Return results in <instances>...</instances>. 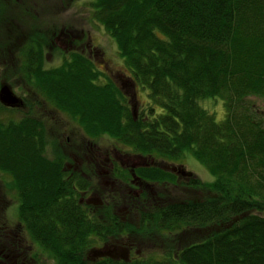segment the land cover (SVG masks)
<instances>
[{
	"label": "trees",
	"instance_id": "16d2710c",
	"mask_svg": "<svg viewBox=\"0 0 264 264\" xmlns=\"http://www.w3.org/2000/svg\"><path fill=\"white\" fill-rule=\"evenodd\" d=\"M91 2V20L115 42L130 81L149 100L129 107L127 94L95 69L87 51L46 69V39L28 33L27 51L22 45L16 52L19 71L37 96L42 90L51 114L0 122V172L11 178L18 200L17 223L6 218L0 229V264H39L34 248H23L24 228L55 264H264V108L249 99L264 100V0ZM73 57L80 61L75 69ZM210 98L222 100L221 120L201 106ZM62 122L95 143L113 139L142 159L176 161L191 151L215 181L190 178V186L209 194L157 204L153 187L174 177L141 168L135 174L150 184L141 185L138 198L116 185L104 204L83 206L76 187L65 190L62 170L64 147L88 141L65 137ZM72 175L75 184L79 175ZM119 205L124 217L113 213ZM115 240L150 245L128 262L87 258L98 242Z\"/></svg>",
	"mask_w": 264,
	"mask_h": 264
},
{
	"label": "rangeland",
	"instance_id": "374dc122",
	"mask_svg": "<svg viewBox=\"0 0 264 264\" xmlns=\"http://www.w3.org/2000/svg\"><path fill=\"white\" fill-rule=\"evenodd\" d=\"M23 1H25V3L18 6L7 7L8 9L5 8L7 10H2L3 8H0V88L3 85L9 86L14 95L18 98L20 97L24 102V106L21 108H11L0 103V122L4 123L8 120L17 121V119H20L23 116L25 117V115L28 116V114L32 115V113V116H35L36 114L38 117H40L42 116L41 114L46 110L45 100L47 99H45L42 90L41 92L39 91V96L36 95L35 91L33 90L34 86L33 84H30V81L26 77L24 71L23 75L21 76L19 67H21L22 63L16 55L17 51L20 53L22 45L23 51H27L28 48L26 47L28 39L26 37L28 33L32 34L33 31L40 33L41 36L46 39V48L43 49V64L46 69L61 65L64 59H66L68 56L69 57L67 59L70 58V53L72 51L81 54H84L87 51V55H93L91 58L96 63L94 65L95 69L99 70L101 73H106L107 77L112 79V81L115 82L117 86L120 87L123 92H125V94H127L128 100L124 102L129 104V107H135L137 110L138 108L145 107L147 105L149 100L147 92L140 88L137 84H134L132 81H130V71L125 64L124 59L119 56L115 42L106 35L100 25L97 24L98 26H95V21L91 20V15L93 12L90 10V7L92 3L91 1L93 0ZM63 32H66L69 40H63L59 37ZM91 46H95L93 49L94 52H92ZM1 49H3L4 52H1ZM29 49L33 51L31 48ZM62 52H64V54ZM71 59V66H68L72 67V69H75L77 67V62L80 61L75 59V57ZM23 63H25L24 58ZM68 66L66 68H68ZM102 78V76H99V79ZM34 82L35 85L40 84L37 79H34ZM38 98L41 100H38ZM249 99L254 101L259 107L264 108V100L252 96L249 97ZM38 101L39 103H37ZM30 103L33 106L32 109L29 107ZM200 104L202 107L213 112L216 116V120L222 119L224 107L220 98L206 99L201 101ZM45 113L51 114L50 110ZM71 123L75 125L73 121H71ZM69 125L71 128L62 122L58 125V127L61 130L67 132L64 134L65 137L70 136L71 139L75 137L77 140H81V137L84 136L88 141V144H86L84 147V152L91 147L93 148L96 144L95 146L98 145L101 148L105 147L106 149H112L111 147H116L124 152L123 155H139L136 153H130L126 146L108 137H101L95 143V141L91 140L90 137L83 135L81 130L73 131V126L70 123ZM70 137H68V139ZM77 146L78 144L75 145L70 143L69 150L74 151L75 147ZM49 149L50 153L53 154V148L49 147ZM75 156V154L72 155L73 158ZM181 157V159L176 161L152 159L156 164H160L163 161L182 164L185 172L187 173V175L185 174V177L181 179L175 176V174L164 170L173 175L174 182L169 180L167 183L156 184V186L153 187V191L158 192L160 195L158 196L157 204H169L170 202L172 203L174 201L190 200L195 198L202 199L209 194L205 190L204 186H190L188 181L191 178L194 181L198 180L203 185H206L207 183L214 182L215 177H213L206 167H204L193 156L191 151L184 152ZM65 161L71 162V159L67 158ZM142 161L149 163L151 160H149L148 156H145V159H142ZM120 167L121 165L119 164L118 168ZM73 169L74 168L72 167L68 169V167L65 166V168L62 170L66 173L64 178V181L66 182L64 184V188L65 190L69 191L70 188L76 187V197L80 203L79 192L84 191L86 186L89 187L90 184L93 186L96 185L95 191L98 192L101 185L103 184L105 175L101 173V177L99 174L98 176H91L89 172L81 171L79 176H77L78 174H76V171ZM104 169H107V165L104 166ZM160 169L151 168L148 171L154 173L163 172V169ZM72 174H76L75 176L79 177L75 184L69 182V176ZM116 175L126 176L127 173L125 171H118L116 172ZM81 176L86 177L87 179L82 178ZM81 180H84V182L81 183ZM178 181V186L171 185L177 183ZM8 183L10 184L11 188L8 186ZM109 185L110 181L105 187H108ZM114 186L115 185H113V187ZM0 188L1 193H4V196H6L5 203H8V207L6 208V212L4 214L11 224H16V220L18 221L16 212L18 207L17 195L15 190L12 188L11 178L1 172ZM167 196L171 198V200H167ZM172 197L175 199H172ZM86 199L87 198H85V200ZM98 199H100V196ZM82 205L85 206L87 204L83 202ZM120 207L121 205L117 206L116 208L122 211L119 216H123V207ZM24 237L27 240L26 243L28 248L32 246L36 252V254L34 253L35 255L33 254L32 256L34 262L35 257L37 256L39 264H55V260L51 257L50 253L45 251L38 244L34 243L33 238L27 232L26 228H24ZM162 238L163 237H161V241H163ZM146 243L147 242L142 245L138 243L136 244V250L139 252V254L147 251L146 248L150 244L147 245ZM109 249L112 250L111 244H109ZM150 249L152 250L156 248L154 246H150ZM30 250L31 249H28L27 252L30 253ZM30 255L31 254L26 255V258ZM131 257L134 259L133 252L131 253ZM29 262L31 261L28 260L26 264Z\"/></svg>",
	"mask_w": 264,
	"mask_h": 264
},
{
	"label": "flooded vegetation",
	"instance_id": "af4514ba",
	"mask_svg": "<svg viewBox=\"0 0 264 264\" xmlns=\"http://www.w3.org/2000/svg\"><path fill=\"white\" fill-rule=\"evenodd\" d=\"M23 0H0V8H3L4 10L7 7L10 6H18L25 1L20 2ZM8 9V8H7ZM5 9V10H7ZM63 40H69L66 32H63L59 36ZM75 51H72L73 53ZM19 105L18 107L24 106L23 100L19 97ZM69 146L64 147L66 151H64L68 158L71 159V162H66L64 160V165L70 169L71 167L74 168L73 170L76 171V174L79 175L81 171H87L93 175H100L103 173L105 175L103 184L101 185L99 191H95L96 185H91L88 189H85L84 191L79 192L80 195V203L83 202L87 205L95 206V205H102L103 198L106 197V194L108 191H111L116 185L124 186V191H126L129 194L134 195L136 198H138L143 193V188H141V185L143 187L144 184H150L149 182H146L144 180H141L139 176L135 174V170L139 168H150V167H157L161 168L163 170H166L168 172H171L172 174H175V176L179 178L185 177V171L182 164H175V163H169L166 161L161 162L160 164H156L155 161L151 160L149 163H146L142 161L141 156L139 155H123V151L116 148L111 147L112 149H106L105 147L101 148L100 146H95L84 152L85 146H77L75 149L80 150V154H76L75 151H70ZM75 154L76 156L73 158L72 155ZM119 164L121 165L120 168H118ZM107 165V169H104V166ZM118 171H125L129 177V180L127 183H123L121 178L116 175V172ZM187 175V174H186ZM82 178H86L81 176ZM101 177V175H100ZM87 179V178H86ZM110 181V185L108 187L107 184ZM144 182V183H143ZM178 183H175L173 185L178 186ZM113 185H115L113 187ZM172 185V184H171ZM121 190V191H123ZM98 196V197H97ZM100 196V199H98ZM5 197L4 193H1L0 188V229L3 227L5 228V210L8 207L5 203ZM97 197V198H96ZM85 198H87L85 200ZM122 211L120 209L115 208L113 210V213L120 214ZM123 213H125V210H123ZM27 240L23 236V248L25 246L27 247ZM112 250L109 249V243L105 242H98V246L90 249V251L87 253V258L98 261L100 259H111L115 261H121V262H128L132 257L131 253L133 252V256H137L139 252L136 250L137 245L130 241H119L115 240L111 243ZM94 251L98 252V255L94 254ZM104 252V256H100V252ZM131 257V258H130Z\"/></svg>",
	"mask_w": 264,
	"mask_h": 264
},
{
	"label": "water",
	"instance_id": "95a60500",
	"mask_svg": "<svg viewBox=\"0 0 264 264\" xmlns=\"http://www.w3.org/2000/svg\"><path fill=\"white\" fill-rule=\"evenodd\" d=\"M19 102H20L19 98L14 95V93L12 92L9 86L3 85L0 88V103L2 105L15 108V107H18ZM94 254L98 255V252L94 251ZM99 255L104 256L105 254L104 252L101 251Z\"/></svg>",
	"mask_w": 264,
	"mask_h": 264
}]
</instances>
